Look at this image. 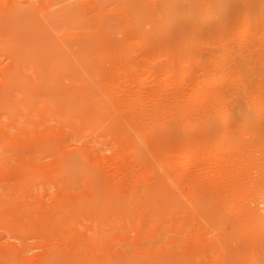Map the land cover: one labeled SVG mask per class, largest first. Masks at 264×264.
<instances>
[{
    "label": "rangeland",
    "instance_id": "obj_1",
    "mask_svg": "<svg viewBox=\"0 0 264 264\" xmlns=\"http://www.w3.org/2000/svg\"><path fill=\"white\" fill-rule=\"evenodd\" d=\"M204 1L164 52L163 0H0V264H264V0Z\"/></svg>",
    "mask_w": 264,
    "mask_h": 264
},
{
    "label": "bare ground",
    "instance_id": "obj_2",
    "mask_svg": "<svg viewBox=\"0 0 264 264\" xmlns=\"http://www.w3.org/2000/svg\"><path fill=\"white\" fill-rule=\"evenodd\" d=\"M164 1V5H163V9H162V11H161V13H158V14H160V16L162 17V20H160L161 21V25H160V28H158L159 29V31L157 30V29H155V27H154V25H152L151 24V22H149L148 24H146V25H143V27H137V31L138 30H140V29H142V30H144V33H146V35H147V40L149 41V43L150 42H154L153 44H154V47L155 48H153L154 50H159V49H161V48H163V47H161L162 45V41L160 40V36H162L163 38H165L166 39V41H167V43H166V45H165V47L163 48V49H161V50H164V52L166 51L165 49H168L170 46H169V44H172V45H175L176 46V49L177 48H183L182 47V45L183 44H181L180 46H179V44L180 43H182V38H180L177 34H176V36H175V38L173 37V38H167L168 36H169V34H171V33H173L174 32V25H172L171 23V20H172V18L174 19V17L176 18V16L178 15V13H179V11L181 10V7H182V5L184 4V3H187L186 5L187 6H189V8L188 7H186V9L188 8V11H190V14H191V17L193 16V17H195L196 15H197V5H196V3L197 2H195L196 0H163ZM204 1V0H203ZM206 1V0H205ZM205 1H204V3H205ZM209 1V0H208ZM213 1H214V3H216V4H213V5H210V6H214L215 5V7H216V13H217V9H218V12H220V11H222L223 12V10L225 11V4L224 3H227L228 2V0H212L210 3L212 4L213 3ZM207 2V1H206ZM209 3V4H210ZM207 5H208V2H207ZM219 5V6H218ZM209 6V7H210ZM217 6H218V8H217ZM206 7V6H205ZM208 8V7H207ZM185 9V10H186ZM206 9V8H205ZM204 9V10H205ZM210 9V8H209ZM221 9V10H220ZM211 10H212V8H211ZM187 11V10H186ZM188 11H187V13H188ZM207 11V10H206ZM209 11V13L210 12H214V10H212V11H210V10H208ZM214 12V13H215ZM221 12V13H222ZM184 13V12H183ZM189 14V15H190ZM207 14H208V12H207ZM211 14V13H210ZM210 14H208L209 16H210ZM157 15V14H156ZM184 15V14H183ZM213 14H211V16H212ZM179 16V15H178ZM198 16V15H197ZM207 16V15H206ZM206 16H205V18H206ZM209 16H207V18L209 17ZM209 17L208 19H213L212 17ZM214 16H215V14H214ZM216 16H217V14H216ZM158 17H159V15H158ZM160 17V18H161ZM187 17H188V15H187ZM190 17V20L192 19ZM181 18V17H180ZM189 18V17H188ZM206 18V19H207ZM195 20H196V17L194 18ZM193 19V20H194ZM192 20V21H193ZM188 21V20H187ZM194 22V21H193ZM175 23V22H174ZM204 23V22H203ZM207 23H209V22H207ZM205 24V23H204ZM181 25V24H180ZM111 26V25H110ZM110 26H108V29H106V30H104V31H108V33L107 34H109V39L110 40H113V41H115V42H118V41H120L119 40V38H118V33H119V29L116 27V26H112V27H110ZM156 26V25H155ZM181 27V26H180ZM184 28V27H183ZM196 28V27H195ZM218 28H220V27H218ZM218 28H213V31H217L218 32ZM215 29V30H214ZM217 29V30H216ZM179 30V29H178ZM183 30V29H182ZM122 31V30H121ZM175 32H177V31H175ZM105 33V32H104ZM183 32L181 31V37H183L182 34ZM213 33H215V32H213ZM210 34H212V33H210ZM218 34V33H217ZM219 35V34H218ZM212 36V35H211ZM215 36V35H214ZM213 36V37H214ZM106 37H108V36H106ZM179 37V38H178ZM185 38V37H184ZM108 39V38H107ZM123 39V38H122ZM121 39V40H122ZM193 41L195 40L194 39V37H192L191 38ZM184 40V39H183ZM197 40V39H196ZM196 40H195V42H196ZM161 41V42H160ZM179 42V44L177 45V43ZM110 42V41H109ZM176 43V44H173V43ZM189 42H192V41H189ZM114 43V42H113ZM191 45H193V47L195 46V49H196V47H197V50H199L198 48H201V45L198 43V45H200V46H198L197 44L195 45V44H193V43H190ZM171 45V46H172ZM189 45V44H188ZM187 46V45H186ZM174 47V46H173ZM191 47V46H190ZM189 46H188V48L189 49H191ZM172 48V47H171ZM175 48V47H174ZM175 49V51H176V53H178V52H180V50L179 51H177ZM187 49V48H186ZM157 50V51H158ZM184 50V49H183ZM196 50V51H197ZM168 51V50H167ZM171 52L172 51H170V54H171ZM173 52H174V49H173ZM183 53H185V52H182V54H180V53H178V54H175L174 56L176 57H174L175 58V61H173L174 59H172V61H173V63L175 64V62L178 60L179 62L180 61H183V59H184V63H185V65H187L188 64V66H189V64H191V63H188L189 61H190V59H188L187 57H189L190 58V56L187 54V55H184ZM189 53H191V52H189ZM193 53H195V52H193ZM166 54H167V52H166ZM172 54H174V53H172ZM184 55V56H183ZM197 55V54H196ZM173 56V55H172ZM186 56V58H184ZM177 59V60H176ZM173 63H171V66H173L174 64ZM173 64V65H172ZM222 65V64H221ZM223 66V65H222ZM151 68V67H150ZM189 68V67H188ZM172 70H171V73H169V74H167L166 75V77H165V79H164V82L166 83V82H169L171 79H172V77L176 74V70H175V67H172L171 68ZM190 69V68H189ZM223 69V68H222ZM47 70V69H46ZM187 70V69H186ZM186 70H183L182 71V73H181V75H182V78H185L186 77V75H188L187 73H188V70L186 71ZM222 75V74H221ZM221 75H218V76H216L214 79H213V81L212 82H214V83H224V77L223 76H221ZM154 81V80H153ZM150 82H152V80L150 81V80H147V81H143V83H142V85H140L139 86V88L137 89V92H138V94H140V93H146V91L144 90L145 89V87L147 88V85L150 83ZM134 95V94H133ZM143 95V94H142ZM145 95V94H144ZM136 96V95H135ZM138 96V95H137ZM141 96V95H140ZM135 98V97H134ZM139 99H141V98H139ZM65 103V102H64ZM68 103V102H67ZM65 105V104H64ZM59 108V107H58ZM113 122H116V123H118L119 125H122V124H124L125 126H133V123H132V119L131 118H128V117H125L124 115H121V114H118V115H114V121ZM132 136H134V138L133 137H131L132 138V141L134 140V139H136L135 140V142H133V144H134V146H137L136 144H138V146H137V148L139 149V152H142V151H144L145 149H146V147L148 148L149 147V149H150V146H149V144H148V146H146V147H143V145L142 144H140L139 143V141L140 140H138L137 141V138H135V135L133 134ZM138 142V143H137ZM142 142V141H141ZM144 143V142H143ZM144 145H146V144H144ZM63 148V147H62ZM42 149L43 150H48L49 149V146H43L42 147ZM136 149V148H135ZM152 149V148H151ZM150 149V150H151ZM142 150V151H141ZM227 148H226V150H225V152H227ZM55 151H56V153H58V154H61V152H60V146L59 147H56L55 148ZM147 151V150H146ZM64 152V151H63ZM63 152H62V154H63ZM149 152V151H148ZM152 152V151H151ZM200 152L201 151H192V152H190V153H188V155H187V158H186V160H185V162H184V166L187 168V167H189L191 164H192V162H194L193 160H196L197 161V159L199 160V162L200 161H203L202 160V158L201 157H203V156H201V154H203V153H201L200 154ZM55 153V154H56ZM67 153V154H66ZM66 153H64V154H66L65 155V157H66V159L64 160V163H66V165H73L74 164V166L75 165H80L81 164V160H82V155L81 154H78V153H69V152H66ZM146 153V152H145ZM150 153V152H149ZM63 154V155H64ZM200 154V155H199ZM57 155V154H56ZM59 156V155H58ZM201 156V157H200ZM63 157V156H62ZM60 158H61V156H60ZM81 160H80V159ZM84 158V157H83ZM150 158V157H149ZM64 159V158H63ZM148 159V158H147ZM60 160H62V159H60ZM85 162V161H84ZM83 162V164H85ZM149 162H150V160H149ZM156 162H157V160H156ZM155 163V162H154ZM65 166V165H64ZM71 167V166H70ZM69 167V168H70ZM73 167V166H72ZM74 168H77V167H74ZM80 168V167H79ZM79 168H77V169H79ZM161 169V168H160ZM73 170V169H72ZM76 171V170H75ZM156 178V177H155ZM159 194V193H158ZM162 196V195H161ZM168 202V201H167ZM172 202V201H171ZM178 207V206H177Z\"/></svg>",
    "mask_w": 264,
    "mask_h": 264
}]
</instances>
